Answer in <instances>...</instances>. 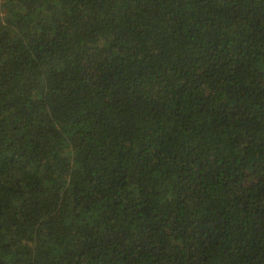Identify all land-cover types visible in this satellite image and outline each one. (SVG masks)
<instances>
[{
  "label": "trees",
  "instance_id": "trees-1",
  "mask_svg": "<svg viewBox=\"0 0 264 264\" xmlns=\"http://www.w3.org/2000/svg\"><path fill=\"white\" fill-rule=\"evenodd\" d=\"M0 264H264V0H0Z\"/></svg>",
  "mask_w": 264,
  "mask_h": 264
}]
</instances>
